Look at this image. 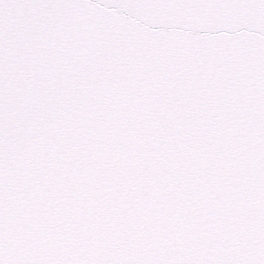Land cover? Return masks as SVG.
I'll return each instance as SVG.
<instances>
[{"label":"snow or ice","instance_id":"6c2138e0","mask_svg":"<svg viewBox=\"0 0 264 264\" xmlns=\"http://www.w3.org/2000/svg\"><path fill=\"white\" fill-rule=\"evenodd\" d=\"M0 264H264V0H0Z\"/></svg>","mask_w":264,"mask_h":264}]
</instances>
